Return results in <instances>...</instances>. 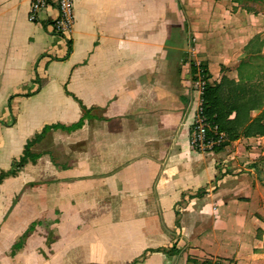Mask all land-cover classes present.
Segmentation results:
<instances>
[{"label": "crops", "instance_id": "1", "mask_svg": "<svg viewBox=\"0 0 264 264\" xmlns=\"http://www.w3.org/2000/svg\"><path fill=\"white\" fill-rule=\"evenodd\" d=\"M242 2L73 0L62 39L55 8L30 21V0H0V264L258 261L264 136L189 138L190 65L237 81L263 55Z\"/></svg>", "mask_w": 264, "mask_h": 264}, {"label": "trees", "instance_id": "2", "mask_svg": "<svg viewBox=\"0 0 264 264\" xmlns=\"http://www.w3.org/2000/svg\"><path fill=\"white\" fill-rule=\"evenodd\" d=\"M236 1L241 3L242 0ZM242 6L246 12L257 15V11L246 0L242 2ZM260 49L257 48L254 53H261ZM256 59L264 60V55H257L238 64L237 81L223 76L218 83L213 84L208 83L209 76L205 66L193 63L190 65L192 80L202 76L205 82L200 96L202 114L211 128H214L216 135H222L223 140L214 146V152L241 138L264 136V68L259 70V74L254 73L252 69ZM49 128H44V132ZM28 147L29 144L25 147L24 155L13 164L12 171L8 173L20 171L28 162H35L37 156H29ZM4 175L0 174V180ZM188 263L211 264V261L188 260Z\"/></svg>", "mask_w": 264, "mask_h": 264}, {"label": "built area", "instance_id": "3", "mask_svg": "<svg viewBox=\"0 0 264 264\" xmlns=\"http://www.w3.org/2000/svg\"><path fill=\"white\" fill-rule=\"evenodd\" d=\"M55 8L58 12L57 17L52 23L53 32L66 39L69 37L74 24L73 0H30L28 19L36 21L38 15L43 10ZM205 82L202 76L192 81V87L198 92V105L190 125V147L193 151L211 152L214 146L222 142V135H216L214 128H211L206 117L202 114L201 93ZM211 264H224L221 260H212Z\"/></svg>", "mask_w": 264, "mask_h": 264}, {"label": "rangeland", "instance_id": "4", "mask_svg": "<svg viewBox=\"0 0 264 264\" xmlns=\"http://www.w3.org/2000/svg\"><path fill=\"white\" fill-rule=\"evenodd\" d=\"M246 3L249 6H251L253 9H255L257 12L264 13V0H260V1H258V0H246ZM259 29H260V33L258 34V36H264V25L259 23ZM260 51L264 55V47H262L260 49ZM253 66L254 67H253L252 70L254 71V73L258 72V74H259V72H260L259 70L261 68H264V60H262V59L254 60V65ZM261 161H264V157L259 158L255 164H256L257 169L261 171V173H260V176H261L260 177V181H261L262 185L264 186V171L262 169H260L259 165H258V164H261ZM258 197H259L260 203L264 207V194L263 193H259ZM261 221H262V228L263 229L259 230L258 237L261 238L263 243H264V213H263V217H261ZM261 251H262L263 255L259 256L258 257V261H255L253 264H264V244H263V248H262ZM210 261H212V260H210Z\"/></svg>", "mask_w": 264, "mask_h": 264}]
</instances>
